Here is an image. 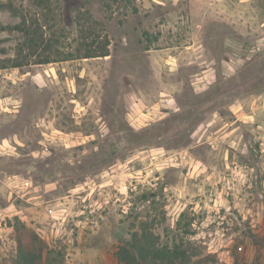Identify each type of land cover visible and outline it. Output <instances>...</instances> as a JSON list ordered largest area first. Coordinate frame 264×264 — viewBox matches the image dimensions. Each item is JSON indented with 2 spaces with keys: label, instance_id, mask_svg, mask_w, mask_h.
<instances>
[{
  "label": "rangeland",
  "instance_id": "rangeland-1",
  "mask_svg": "<svg viewBox=\"0 0 264 264\" xmlns=\"http://www.w3.org/2000/svg\"><path fill=\"white\" fill-rule=\"evenodd\" d=\"M134 231L264 264V0H0V264Z\"/></svg>",
  "mask_w": 264,
  "mask_h": 264
},
{
  "label": "trees",
  "instance_id": "trees-1",
  "mask_svg": "<svg viewBox=\"0 0 264 264\" xmlns=\"http://www.w3.org/2000/svg\"><path fill=\"white\" fill-rule=\"evenodd\" d=\"M18 30L25 33V35L28 34L24 27ZM107 47L108 43H104L102 47L90 49L82 54L77 53L74 55L68 53V56L63 59L104 57L108 53ZM52 60V58L46 56L42 59H38L37 64H48L54 62ZM18 249L19 264H35L33 251H22L20 243ZM115 256L119 264H213L215 261V256L212 254L193 259L192 255L189 254L181 244L174 245L172 248H158L150 242V238L146 234L140 231H134L129 242L118 247ZM233 264H260V262L256 260L248 263L244 261L241 255L239 258L235 256Z\"/></svg>",
  "mask_w": 264,
  "mask_h": 264
},
{
  "label": "built area",
  "instance_id": "built-area-1",
  "mask_svg": "<svg viewBox=\"0 0 264 264\" xmlns=\"http://www.w3.org/2000/svg\"><path fill=\"white\" fill-rule=\"evenodd\" d=\"M149 113H150V112H149ZM149 113H148V111H147V113L145 114V117H146V118L149 117V115H150Z\"/></svg>",
  "mask_w": 264,
  "mask_h": 264
}]
</instances>
